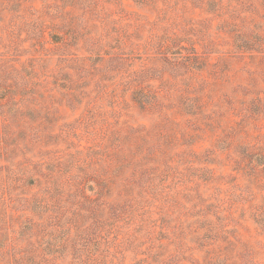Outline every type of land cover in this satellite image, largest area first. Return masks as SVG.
Returning <instances> with one entry per match:
<instances>
[{"label":"rangeland","instance_id":"374dc122","mask_svg":"<svg viewBox=\"0 0 264 264\" xmlns=\"http://www.w3.org/2000/svg\"><path fill=\"white\" fill-rule=\"evenodd\" d=\"M0 264H264V0H0Z\"/></svg>","mask_w":264,"mask_h":264}]
</instances>
